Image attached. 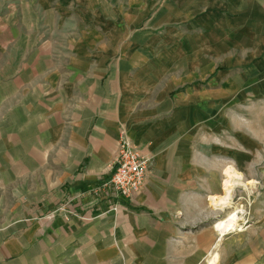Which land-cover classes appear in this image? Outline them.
Wrapping results in <instances>:
<instances>
[{
    "label": "crops",
    "instance_id": "obj_1",
    "mask_svg": "<svg viewBox=\"0 0 264 264\" xmlns=\"http://www.w3.org/2000/svg\"><path fill=\"white\" fill-rule=\"evenodd\" d=\"M119 130L150 157L130 199L104 186ZM227 166L256 190L225 194ZM209 262L264 264V0H29L0 17V264Z\"/></svg>",
    "mask_w": 264,
    "mask_h": 264
},
{
    "label": "built area",
    "instance_id": "obj_2",
    "mask_svg": "<svg viewBox=\"0 0 264 264\" xmlns=\"http://www.w3.org/2000/svg\"><path fill=\"white\" fill-rule=\"evenodd\" d=\"M149 162L150 157L143 155L119 130L113 172L104 186L109 187L116 196L132 198L144 188ZM60 211H64L63 206Z\"/></svg>",
    "mask_w": 264,
    "mask_h": 264
},
{
    "label": "bare ground",
    "instance_id": "obj_3",
    "mask_svg": "<svg viewBox=\"0 0 264 264\" xmlns=\"http://www.w3.org/2000/svg\"><path fill=\"white\" fill-rule=\"evenodd\" d=\"M224 174H225V179L223 180V186H224V192L225 194H229L230 191L235 187V186H239V185H243L242 183V179H241V175L238 174L233 168H231L230 166H227L224 169ZM254 181H249L248 184L253 185ZM256 184V183H255ZM245 185V184H244ZM231 195V194H230ZM216 197V196H215ZM225 197V196H224ZM228 197V196H227ZM231 197V196H229ZM209 199V198H208ZM211 200H213L214 202L218 201V200H224V198H211ZM221 201V202H222ZM230 201V200H229ZM227 202L230 204V202ZM220 202V203H221ZM215 204V203H214ZM225 205V204H224ZM221 206V204H220ZM239 214H240V210L236 209L232 212H230L228 215H226V217L223 219H221L219 221L218 219V223L216 225H214V228L220 233V234H224V233H228V232H232L235 230H241V228H239ZM212 259V258H211ZM211 261V260H210ZM213 262V261H212ZM212 262H209V264H213Z\"/></svg>",
    "mask_w": 264,
    "mask_h": 264
},
{
    "label": "rangeland",
    "instance_id": "obj_4",
    "mask_svg": "<svg viewBox=\"0 0 264 264\" xmlns=\"http://www.w3.org/2000/svg\"><path fill=\"white\" fill-rule=\"evenodd\" d=\"M21 1H29V0H0V17H4L5 15H7L9 12H11L12 10H14L15 8H17L18 6H19V4H20V2ZM243 185H239L240 187H237L238 188V190L240 191H242V192H246V189H245V187H244V180H243ZM245 185H250L249 186V190L253 193L255 190H256V188H257V184H255V181H254V183H253V185H252V187H251V184H248V183H245ZM243 188V189H242ZM255 195V194H254ZM235 202H237L236 200H235ZM239 210H240V214H243V210H242V206L241 207H239ZM239 217V221H238V224H242L241 223V219H240V215L238 216ZM221 219H223L224 220V218H221ZM220 219V220H221ZM219 220V221H220ZM218 222H216L215 223V225L217 224ZM242 226V225H241Z\"/></svg>",
    "mask_w": 264,
    "mask_h": 264
}]
</instances>
